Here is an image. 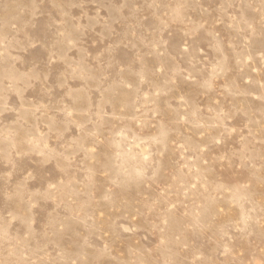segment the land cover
<instances>
[{
    "label": "rangeland",
    "instance_id": "1",
    "mask_svg": "<svg viewBox=\"0 0 264 264\" xmlns=\"http://www.w3.org/2000/svg\"><path fill=\"white\" fill-rule=\"evenodd\" d=\"M0 264H264V0H0Z\"/></svg>",
    "mask_w": 264,
    "mask_h": 264
}]
</instances>
